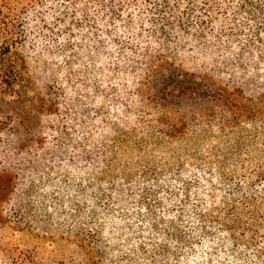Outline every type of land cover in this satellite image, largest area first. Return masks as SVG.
<instances>
[{"label": "rangeland", "instance_id": "obj_1", "mask_svg": "<svg viewBox=\"0 0 264 264\" xmlns=\"http://www.w3.org/2000/svg\"><path fill=\"white\" fill-rule=\"evenodd\" d=\"M139 40L28 29L15 45L0 264H218L222 229L199 214L264 165V59L191 34Z\"/></svg>", "mask_w": 264, "mask_h": 264}, {"label": "trees", "instance_id": "obj_2", "mask_svg": "<svg viewBox=\"0 0 264 264\" xmlns=\"http://www.w3.org/2000/svg\"><path fill=\"white\" fill-rule=\"evenodd\" d=\"M28 29L60 36L90 32L101 44L114 37L129 47H138L142 37L175 43L191 34L200 49L207 41L237 48L234 62L264 59V0H0L1 92L18 81L12 51ZM245 176L223 183L229 197L215 213L199 214L224 234L218 264H237L246 249L264 255V165ZM177 239L185 242V232Z\"/></svg>", "mask_w": 264, "mask_h": 264}]
</instances>
